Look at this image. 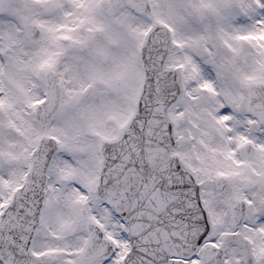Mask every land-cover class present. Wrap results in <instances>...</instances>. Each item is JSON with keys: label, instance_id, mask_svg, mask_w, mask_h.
Here are the masks:
<instances>
[{"label": "snow or ice", "instance_id": "obj_1", "mask_svg": "<svg viewBox=\"0 0 264 264\" xmlns=\"http://www.w3.org/2000/svg\"><path fill=\"white\" fill-rule=\"evenodd\" d=\"M0 264H264V0H0Z\"/></svg>", "mask_w": 264, "mask_h": 264}]
</instances>
